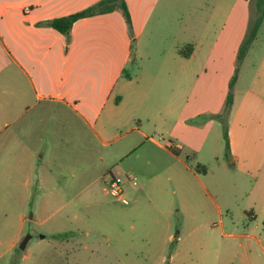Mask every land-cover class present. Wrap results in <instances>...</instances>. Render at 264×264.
Listing matches in <instances>:
<instances>
[{"label": "crops", "instance_id": "0c3cea01", "mask_svg": "<svg viewBox=\"0 0 264 264\" xmlns=\"http://www.w3.org/2000/svg\"><path fill=\"white\" fill-rule=\"evenodd\" d=\"M100 1L0 0V136L16 125L18 148L12 159L20 166L26 162L24 158H28L23 151L30 152V172L25 184L33 181L32 169L36 166L37 154L44 159L43 151L61 148V141L80 149L85 125L96 144L111 147L115 141L122 140L116 147L117 154H109V160L123 161L133 154L134 161L132 159L128 164L129 172L135 173L133 170L138 166L159 164L164 169L153 177L161 184L160 176L164 178L165 173L171 172L179 210L188 222L195 221L198 216L202 219L205 214L209 216L203 196L211 200L212 213H217L223 221L222 205L206 183L209 180L215 189L217 187L218 177L210 168L212 163L203 159L199 164L206 170L203 167L202 171H195L188 165L186 157L200 158L204 150H209L212 160L221 161V127L224 132L225 123L219 115L224 110L230 81L238 64L239 48L245 37L231 49L226 63L224 60L217 63L215 48L208 50L205 64L197 69L176 60L169 66L168 84L172 87L162 103L163 94L158 95L159 90H155L152 80L146 81L141 72L136 75L126 72L130 62L143 58L140 49L142 28L160 0H125L131 24L121 8L80 18L68 33H61L50 24L56 17L69 16ZM136 23L143 24L139 31ZM198 51L200 46L191 45L184 58L191 63ZM223 51L225 49H219V54L223 55ZM217 66L223 69L218 70ZM238 81L239 76L227 119V135L224 134L229 160H222L217 168L222 172L238 169L244 175L257 174L264 169V87L248 92L247 97L254 104L237 106ZM29 118L30 148L19 137L20 127L26 130L29 127L28 121L22 120ZM53 121L54 125L59 123L66 129L69 138H59L53 144L51 139L48 141ZM123 126L127 127V132L115 135L114 128ZM57 132L54 130L53 134ZM159 156L163 158L159 159ZM105 160L103 157L102 161ZM114 167L107 169L106 180ZM186 173L202 190L193 186ZM38 178L39 183L44 184L53 176L38 173ZM45 190L44 194L55 196L51 187H45ZM26 192L31 193V188H26ZM141 199L140 196L137 198L139 204L143 203ZM156 208L160 212L165 210L158 205ZM247 215L249 220L257 219L254 209ZM234 237L238 238L233 243L240 249L238 255L242 264H264L261 234ZM15 240L18 236L13 243Z\"/></svg>", "mask_w": 264, "mask_h": 264}, {"label": "rangeland", "instance_id": "374dc122", "mask_svg": "<svg viewBox=\"0 0 264 264\" xmlns=\"http://www.w3.org/2000/svg\"><path fill=\"white\" fill-rule=\"evenodd\" d=\"M263 11L264 0H160L142 28L143 58L130 62L126 72L131 75L141 72L146 81L152 80L158 95L163 94L164 103L172 87L168 84L171 64L178 60L194 69L203 67L209 57L208 50L214 48L217 63L223 60L226 63L231 49L246 36ZM142 25L136 23L137 31ZM191 45L200 46V51L188 63L184 54ZM221 48L225 49L223 55L219 54ZM238 68L237 106H249L254 101L247 97L248 92L264 87V19ZM177 74L181 75V68ZM26 121L28 130L20 127L19 137L30 148V118L22 120ZM54 124L55 121L50 125L52 133L48 134L51 144L59 138H69L66 129ZM16 129L14 125L0 136V264H242L240 249L234 244L238 238L234 236L257 233L264 241V169L253 175H244L238 169L218 170V163L229 160L224 139L227 132L226 129L222 132V127L221 161L212 160L209 150H204L202 157H190L187 162L195 171L203 159L212 163L210 168L218 177L216 189L209 180L205 181L222 205L223 221L217 213H212L211 200L203 196L210 214H205L203 219L198 216L192 222L179 210L171 172L165 173L164 178L160 176L162 184L153 177L164 169L159 164L137 165L135 173L129 172L133 154L123 161L109 160V154H117L116 147L122 140L115 141L111 147L96 144L85 125L80 149L61 141V148L43 151L44 159L37 154L33 181L25 184L30 172V152L23 151L28 158L20 166L12 159L18 148ZM54 130L58 132L53 134ZM114 132L123 135L127 127H115ZM110 166L114 167V173H131L137 177V185L125 181L129 205H123L105 190V173ZM38 173L43 176L49 173L53 178L39 183ZM186 175L195 188L202 190ZM45 187H51L55 196L44 194ZM26 188L32 192L27 193ZM24 194L27 198L22 197ZM139 196L141 204L137 202ZM156 205L165 210L160 212ZM250 209L255 210L257 219L249 220ZM28 235L26 248L20 249L21 241ZM16 236L18 240L13 243Z\"/></svg>", "mask_w": 264, "mask_h": 264}, {"label": "trees", "instance_id": "16d2710c", "mask_svg": "<svg viewBox=\"0 0 264 264\" xmlns=\"http://www.w3.org/2000/svg\"><path fill=\"white\" fill-rule=\"evenodd\" d=\"M117 8H121L123 10V13L126 17V20L129 24H131V16H130V11L128 9V6L126 5L125 0H101L97 4L76 12L74 14H71L69 16H61V17H56L53 20H51L50 24L59 32L61 33H68L70 29L72 28L73 24L80 18L87 17V16H92L96 15L99 13H104L108 11H113ZM264 19V11L263 15L253 23V25L250 27L249 31L247 32L238 52V66L236 67L235 73L232 76V79L230 81V86H229V92L228 96L226 99L225 107L223 112L219 115L223 122L225 123V129L227 132V119L228 115L234 100V86L238 77V71H239V64H241L242 60L245 58L246 54L248 53L250 47L252 46V43L254 42L257 34H258V29L260 27V24L262 20ZM227 135V133H226ZM193 156H187L186 159H188ZM204 166L202 165H197L196 170L197 171H202V168ZM203 170H206V167L203 168Z\"/></svg>", "mask_w": 264, "mask_h": 264}, {"label": "built area", "instance_id": "2783aa9c", "mask_svg": "<svg viewBox=\"0 0 264 264\" xmlns=\"http://www.w3.org/2000/svg\"><path fill=\"white\" fill-rule=\"evenodd\" d=\"M26 10H29V8H26ZM130 181L134 185H137V177L133 174H117L114 172H111L108 174V179L106 180L107 185L106 189L108 194L116 199L117 201L121 202L123 205H129L130 200L126 196L125 192V181Z\"/></svg>", "mask_w": 264, "mask_h": 264}, {"label": "water", "instance_id": "95a60500", "mask_svg": "<svg viewBox=\"0 0 264 264\" xmlns=\"http://www.w3.org/2000/svg\"><path fill=\"white\" fill-rule=\"evenodd\" d=\"M29 239H30V235L26 236V237L21 241V243H20V245H19L20 249H25V248H26V245H27Z\"/></svg>", "mask_w": 264, "mask_h": 264}]
</instances>
